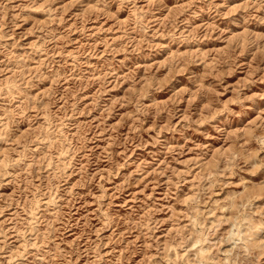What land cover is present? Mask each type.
<instances>
[{"label":"rangeland","instance_id":"obj_1","mask_svg":"<svg viewBox=\"0 0 264 264\" xmlns=\"http://www.w3.org/2000/svg\"><path fill=\"white\" fill-rule=\"evenodd\" d=\"M0 264H264V0H0Z\"/></svg>","mask_w":264,"mask_h":264}]
</instances>
